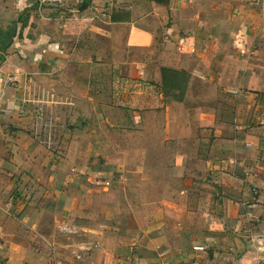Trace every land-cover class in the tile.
<instances>
[{
	"label": "crops",
	"instance_id": "crops-1",
	"mask_svg": "<svg viewBox=\"0 0 264 264\" xmlns=\"http://www.w3.org/2000/svg\"><path fill=\"white\" fill-rule=\"evenodd\" d=\"M97 175L123 205L58 264H264V0H0V264H46L38 197Z\"/></svg>",
	"mask_w": 264,
	"mask_h": 264
},
{
	"label": "rangeland",
	"instance_id": "rangeland-1",
	"mask_svg": "<svg viewBox=\"0 0 264 264\" xmlns=\"http://www.w3.org/2000/svg\"><path fill=\"white\" fill-rule=\"evenodd\" d=\"M111 87L112 85L103 84L100 86V90L104 91L106 95L110 97L109 92L111 91ZM108 102L111 103L113 102L112 97L110 98V100H108ZM48 125L54 127V125L52 124H48ZM56 129L57 128L54 127L53 137L55 139L57 138L56 135L57 136L59 135ZM40 138L41 137L39 136V139ZM44 147L45 150L47 151V153L45 152L46 154H48L51 150H55V148H50L48 145L47 146L44 145ZM55 151H57V149ZM65 154H67V150ZM72 157L74 158L73 155ZM71 173L72 174L76 173V170L75 169L71 170ZM121 181L123 182L122 179ZM81 185H83L84 193L79 192L77 194V191L74 190V191H70V193L65 197L67 201L65 210L63 209V207H60V202L63 198L60 197L59 195L58 196L43 195L41 197H38L39 200L36 201L37 208L42 206L44 208V211L45 209H48L46 212L43 213L44 217L41 218L45 220L46 225L53 227L55 226L56 223V227L60 226V228L66 231L65 233L70 232L69 235L70 237H73L72 240L74 243L77 242V240H79V238L82 236L87 237L86 234H93L92 228L95 225L98 224L101 225L103 224V222L105 223L107 219H109L108 217L109 214L104 212L106 207H114L115 204L118 203H120V206H122L124 202V198L122 201L120 200V197L122 198L121 189L119 187L109 188L110 185L107 184V182L102 179V176L99 177V175H97L93 178H91V176H84L83 178L79 177V180H76L73 186L80 187ZM114 195H116L117 199L115 198ZM24 200L26 202V199ZM28 204L27 206H29ZM29 216H30V221H36V219H38V214H36V210L34 209H32V212L29 213ZM64 223H66V225H64ZM67 224L70 226H68ZM77 224L80 225V228L79 229L77 228L76 231ZM85 227L89 229H86ZM51 230L49 231L51 232V236H55L56 234H59L57 232L58 230H56L57 233L55 232V230L54 231ZM60 239L65 242L64 243L58 242L54 244L41 243L40 245L36 244L35 248L40 247L46 250V254L48 257V262H46V264H56V263L58 264V258L62 257V254L58 253L59 250L64 253V256H66V258H69L70 254L72 255V253L73 254L76 253L74 252V250L77 243H75L73 246L72 240L68 239L64 235H62ZM97 246L98 245L96 243H93V241L87 240L86 244H83L79 247V251L77 253H79L80 255L81 252H84L85 256L91 255L92 252L96 250ZM56 247H58L59 250ZM72 247H74V250H72ZM87 247H89V250H87ZM81 256L83 255L81 254ZM34 260L35 262H39L38 258Z\"/></svg>",
	"mask_w": 264,
	"mask_h": 264
},
{
	"label": "built area",
	"instance_id": "built-area-1",
	"mask_svg": "<svg viewBox=\"0 0 264 264\" xmlns=\"http://www.w3.org/2000/svg\"><path fill=\"white\" fill-rule=\"evenodd\" d=\"M241 37L237 39V43H241ZM197 42L196 40L188 35H182L177 40V51L179 54L186 56V55H194L197 51ZM49 136V137H48ZM48 139L46 140V144L51 146L52 145V134H49ZM195 250L202 251L205 250L204 246L198 245L194 246ZM84 250V249H83ZM87 250H89V247H87ZM237 264H258V258L253 257L251 255H242Z\"/></svg>",
	"mask_w": 264,
	"mask_h": 264
}]
</instances>
